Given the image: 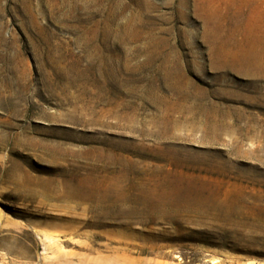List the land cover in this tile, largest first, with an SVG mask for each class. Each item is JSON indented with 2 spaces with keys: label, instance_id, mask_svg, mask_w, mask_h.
<instances>
[{
  "label": "rangeland",
  "instance_id": "obj_1",
  "mask_svg": "<svg viewBox=\"0 0 264 264\" xmlns=\"http://www.w3.org/2000/svg\"><path fill=\"white\" fill-rule=\"evenodd\" d=\"M262 21L0 0V264H264Z\"/></svg>",
  "mask_w": 264,
  "mask_h": 264
},
{
  "label": "bare ground",
  "instance_id": "obj_2",
  "mask_svg": "<svg viewBox=\"0 0 264 264\" xmlns=\"http://www.w3.org/2000/svg\"><path fill=\"white\" fill-rule=\"evenodd\" d=\"M250 2V1H249ZM248 4V3H247ZM255 28L250 29L254 40H258V43L260 44V54H261V58H259L260 60H264V22H260L259 24H256V26H254ZM259 50V47H258Z\"/></svg>",
  "mask_w": 264,
  "mask_h": 264
}]
</instances>
